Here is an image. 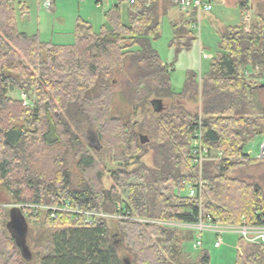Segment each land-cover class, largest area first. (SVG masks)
<instances>
[{
  "label": "trees",
  "instance_id": "obj_1",
  "mask_svg": "<svg viewBox=\"0 0 264 264\" xmlns=\"http://www.w3.org/2000/svg\"><path fill=\"white\" fill-rule=\"evenodd\" d=\"M13 4L0 0V189L12 204L0 202V264H205L203 252L183 260L177 225L199 214L259 221L264 160L244 150L264 135V0H238L241 15L251 11L248 28L226 26L208 71L188 72L178 93L152 46L171 0H134L127 25L118 3L97 32L78 20L68 45L20 32ZM196 17L173 26L178 51L191 46ZM116 102L141 118L112 116ZM87 130L98 147L79 138ZM197 130L221 159L193 163ZM187 184L201 185L200 194L187 195ZM13 210L43 228L30 252L8 227ZM235 264H264V247L238 237Z\"/></svg>",
  "mask_w": 264,
  "mask_h": 264
},
{
  "label": "rangeland",
  "instance_id": "obj_2",
  "mask_svg": "<svg viewBox=\"0 0 264 264\" xmlns=\"http://www.w3.org/2000/svg\"><path fill=\"white\" fill-rule=\"evenodd\" d=\"M47 2L50 5H47ZM120 4V14L123 24H128L129 0H15L14 10L17 28L20 32L29 36H37L40 41L50 42L55 45H68L74 40V30L77 21H87L95 32L106 25L104 13ZM19 4L25 5L22 12ZM210 12H201L196 17V22L190 26V37L193 38L189 48L178 51L173 42V25L179 24L181 12L177 7H172L168 14L160 21V33L158 39L152 41V46L158 53L162 63L170 68L171 86L175 92H181L188 72H194L201 76L209 69L210 62L219 52L220 37L226 26L239 25L238 0H226L223 5L213 3ZM193 25H196L193 28ZM257 74V73H256ZM15 98H23V93H12ZM261 104L264 107V92L259 94ZM190 109L195 108L190 106ZM111 115L126 117L127 111L120 103H115ZM131 121L141 118L140 115H128ZM82 142L89 147H98L95 135L91 130L79 134ZM263 135L256 136L248 143L245 153L250 158H257ZM151 164V156L143 158ZM115 165V164H112ZM256 174V171H252ZM256 172V173H255ZM109 176L106 175V185L109 184ZM0 202L11 206L8 193L0 189ZM26 224V233L21 240L25 248L30 252L33 245L44 241V231L40 226ZM182 242V258L184 261L196 262L200 253L208 255L205 264H235L237 234L225 233L222 235V243L219 248L214 247V235L210 232H202V246L196 247L195 241L199 234L187 227H178Z\"/></svg>",
  "mask_w": 264,
  "mask_h": 264
},
{
  "label": "built area",
  "instance_id": "obj_3",
  "mask_svg": "<svg viewBox=\"0 0 264 264\" xmlns=\"http://www.w3.org/2000/svg\"><path fill=\"white\" fill-rule=\"evenodd\" d=\"M177 9L186 15H189L191 12L196 11V14L198 15L201 12H210L212 10V6L214 1L212 0H171ZM134 0H129V4L133 3ZM47 5H50V3L47 2ZM251 19V11L246 10L244 14V20L246 23V29L249 26ZM196 25H193V28H195ZM257 67L254 71H245V74L247 76H250L252 74L257 73ZM264 82V78L261 79ZM216 157L213 158L212 156L208 155V152L206 149L202 147L201 144V136L200 131L197 130L194 135V141H193V150H192V161L193 163L198 164L201 166V164L207 160L210 159H221L222 153L218 152L215 153ZM259 160H264V135L263 140L260 146V152L257 158ZM200 194L201 192V185L194 186L192 184L186 185V194L187 195H196V193ZM2 205H0L1 209ZM19 207L23 208L24 211L27 209H32L35 212L38 209H50L53 211H67L74 214H81L83 213L79 209H70L68 204H62L60 207H41L36 205H20ZM263 215H260L259 221L254 224H248L245 219L242 220V222L238 225L233 224H223L217 219H213L211 216L203 217L201 214H199L196 218L194 223L189 224L190 229L195 230L199 234L197 235V240L195 241V246L201 247L202 241H201V233L202 232H210L214 235V247L219 248L222 243V235L225 233H232L237 234L238 237L243 239L245 243L247 244H255L260 245L264 247V207L262 209ZM87 217L89 218L90 214L86 213Z\"/></svg>",
  "mask_w": 264,
  "mask_h": 264
},
{
  "label": "water",
  "instance_id": "obj_4",
  "mask_svg": "<svg viewBox=\"0 0 264 264\" xmlns=\"http://www.w3.org/2000/svg\"><path fill=\"white\" fill-rule=\"evenodd\" d=\"M95 141L97 145L99 146V142L96 137H95ZM147 141L148 140L145 139V141L143 142H147ZM8 227L17 238H19L20 240H23V237L25 236V233H26V224L24 220L18 215L17 211L13 210L11 212V220H10ZM125 264H130V263L125 261Z\"/></svg>",
  "mask_w": 264,
  "mask_h": 264
},
{
  "label": "crops",
  "instance_id": "obj_5",
  "mask_svg": "<svg viewBox=\"0 0 264 264\" xmlns=\"http://www.w3.org/2000/svg\"><path fill=\"white\" fill-rule=\"evenodd\" d=\"M15 2V0H13V3ZM214 3H216V4H218V5H223V4H225L226 3V0H215L214 1ZM19 5H21V4H19ZM24 5V4H23ZM25 9H26V7H25ZM24 9V10H25ZM213 9V8H212ZM179 11V10H178ZM207 13V12H206ZM239 14H240V17H241V21L240 22H245V20H244V16L243 15H241V13H240V10H239ZM181 16V20H180V23H181V21L182 20H185V18H187L189 15H186V14H181L180 15ZM179 23V24H180ZM175 25V24H174ZM173 25V26H174ZM72 43V42H71ZM71 43H68V44H71ZM178 227H187V228H189L190 229V226L189 225H177Z\"/></svg>",
  "mask_w": 264,
  "mask_h": 264
}]
</instances>
